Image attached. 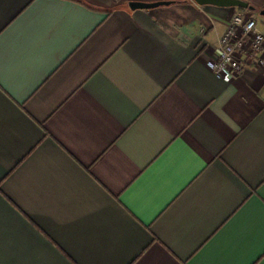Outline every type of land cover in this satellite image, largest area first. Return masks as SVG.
<instances>
[{"label": "crops", "instance_id": "1", "mask_svg": "<svg viewBox=\"0 0 264 264\" xmlns=\"http://www.w3.org/2000/svg\"><path fill=\"white\" fill-rule=\"evenodd\" d=\"M245 1L0 0V264H264V68L208 66Z\"/></svg>", "mask_w": 264, "mask_h": 264}, {"label": "built area", "instance_id": "2", "mask_svg": "<svg viewBox=\"0 0 264 264\" xmlns=\"http://www.w3.org/2000/svg\"><path fill=\"white\" fill-rule=\"evenodd\" d=\"M217 50V55L208 61L217 77L240 74L245 68L246 55L255 66L264 68V30L255 18L237 12L219 38Z\"/></svg>", "mask_w": 264, "mask_h": 264}, {"label": "water", "instance_id": "3", "mask_svg": "<svg viewBox=\"0 0 264 264\" xmlns=\"http://www.w3.org/2000/svg\"><path fill=\"white\" fill-rule=\"evenodd\" d=\"M198 4H212L217 6L224 7H241L249 10H255V7L250 5L245 0H195ZM171 1H156V2H140L132 1L129 3L131 9H148L157 7L159 5H168ZM261 14L264 15V10L261 11Z\"/></svg>", "mask_w": 264, "mask_h": 264}, {"label": "snow or ice", "instance_id": "4", "mask_svg": "<svg viewBox=\"0 0 264 264\" xmlns=\"http://www.w3.org/2000/svg\"><path fill=\"white\" fill-rule=\"evenodd\" d=\"M262 254H264V253H262Z\"/></svg>", "mask_w": 264, "mask_h": 264}]
</instances>
